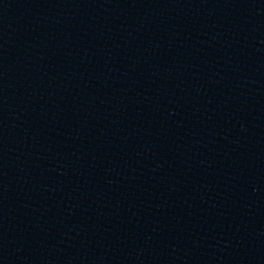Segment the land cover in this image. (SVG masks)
I'll return each mask as SVG.
<instances>
[{
  "label": "water",
  "instance_id": "water-1",
  "mask_svg": "<svg viewBox=\"0 0 264 264\" xmlns=\"http://www.w3.org/2000/svg\"><path fill=\"white\" fill-rule=\"evenodd\" d=\"M0 264H264V0H0Z\"/></svg>",
  "mask_w": 264,
  "mask_h": 264
}]
</instances>
